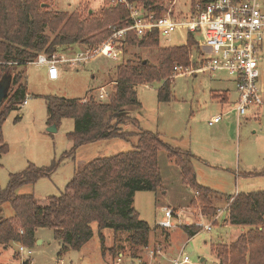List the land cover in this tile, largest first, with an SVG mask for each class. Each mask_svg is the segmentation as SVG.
Returning a JSON list of instances; mask_svg holds the SVG:
<instances>
[{"label": "rangeland", "instance_id": "1", "mask_svg": "<svg viewBox=\"0 0 264 264\" xmlns=\"http://www.w3.org/2000/svg\"><path fill=\"white\" fill-rule=\"evenodd\" d=\"M168 1L170 0H153L152 9L159 7L162 11ZM192 1L175 0L172 11L176 17L186 15ZM38 2L42 3L41 8L48 13L66 14L55 28H52V25L45 28L44 33L49 40L60 34L65 25L74 28L82 22L83 28L89 29L91 23L101 20L105 11L115 6L108 0H38ZM259 2L264 10V0ZM88 9L91 13H88ZM72 15L74 18L69 21L68 18ZM104 28L92 33L86 30L83 38L73 44L62 46L56 54L63 59H71L81 52L85 53L87 47L83 43L89 37L104 31ZM158 36L157 44L146 46L137 43L126 44L122 40L121 45L117 47L115 59L106 58L101 54H90L87 60L78 61L73 65L65 62L59 66V76L54 81L45 79L43 67L40 65L24 66L26 103L21 102L17 108L11 110L1 125L2 138L8 150L0 158V191L6 187L10 175L22 172L29 164L45 168L52 162H58L49 177H42L33 184H23L14 192L15 195L32 194L38 202H43L46 197L59 195L63 191L74 170L81 163L132 149L137 138L129 135L124 139L117 137L86 143L79 146L72 155L62 157L64 153L69 152L72 145L67 133L73 130L74 120L62 118L56 126V131L48 132L45 97L85 100L92 96L96 101H107L120 72L118 67L137 66L141 61L143 64L157 66L158 56L163 49L174 46H184L187 62L183 65L181 64L184 63L183 60L174 59L170 63L166 77L171 83V99L168 101L157 99L161 81L135 85L136 99L140 106H127L126 112L130 118L136 120V123L129 119L116 127L131 134L139 131L158 133L162 141L171 147L189 151L194 156L192 162L196 181L222 196L264 189V174H251L264 171V42L258 50L260 71L258 88L263 103L250 107L245 116L238 118L232 107L236 99L233 79L224 71L214 73L195 71L203 63L204 48L199 44L202 41L201 36L195 34L188 36L184 30L172 32L168 40L159 34ZM174 65L192 68L190 69L192 72H174L172 70ZM1 74L0 71V84L7 88L10 76ZM102 88L107 94L103 99H99L98 94ZM223 89L228 91L226 100L216 95L220 90L224 91ZM215 115H221L220 121L209 125V120ZM157 157L160 172L166 174V164L173 163L167 159L164 151H159ZM176 168L178 169L177 166ZM177 179V174L170 176V182L167 180L170 184L166 183L168 185L164 187L162 193L136 191L133 195V207L139 218L152 228L147 248L131 247L126 240V232H114L110 228L100 231L101 239L94 223L93 234L86 243L79 249L69 248L61 252L62 243L54 237L53 230L38 228L34 233L33 244L24 245V251H19V243L12 242L6 248L0 247V264L18 263L23 260H29L32 264H141L143 260L146 264H171L172 260L180 255H186L189 260L188 263L182 264H217L211 250L212 245L218 243L227 245L236 235L243 232L241 231L243 227L230 225L224 221V214L219 211L224 203H218L222 199L215 200L219 209L213 216L203 215L197 201L194 205L189 202L188 206H185L188 189L178 183ZM172 205L176 208H171ZM162 207H168L176 214L173 220L175 226L168 230L169 243L164 237L161 240V231L154 228V222H159L163 217ZM13 214L14 210L9 202L0 205L2 217L9 218ZM196 223L201 224V227ZM209 223L210 230L202 227ZM184 225L198 231L188 237L183 229ZM158 245L161 252L153 256L154 258L149 256V250L156 249ZM28 249L29 254L26 252ZM118 253H122V257L116 263ZM137 258L141 259L140 262Z\"/></svg>", "mask_w": 264, "mask_h": 264}, {"label": "trees", "instance_id": "2", "mask_svg": "<svg viewBox=\"0 0 264 264\" xmlns=\"http://www.w3.org/2000/svg\"><path fill=\"white\" fill-rule=\"evenodd\" d=\"M131 1L140 2L147 8L154 7L151 4L153 0ZM41 5L38 0H0V71L10 76L7 94L0 102V158L8 150L2 138L1 125L7 114L25 100L24 66L38 54H56L62 46L83 38L87 31L92 33L105 27L104 31L83 43L87 48H95L111 34L112 27L130 25L127 10L115 5L105 11L101 20L91 23L87 31L82 22L74 28L65 25L60 34L49 40L44 33L45 28L48 25L55 28L66 14L48 13ZM161 9L154 8L156 15ZM87 11L91 13L89 9ZM73 18L74 15L68 19L72 21ZM124 41L126 44L146 46L157 44L159 36L153 31L139 39L129 31ZM185 52L184 46H174L163 49L158 56L157 66L143 64L141 61L137 66L118 67L120 72L107 101H96L92 96L85 100L45 97L48 125L57 126L62 118L74 120L73 130L67 133L72 145L62 157L72 155L79 146L97 140L117 137L124 139L129 135L137 139L128 151L93 158L78 165L63 191L59 195L46 197L43 202H38L32 194L15 195L14 192L23 184H33L42 177H49L58 162H52L45 168L29 164L22 172L10 175L6 187L0 191V205L9 202L14 214L9 218L0 215V247L6 248L12 242L22 246L32 245L38 228H50L54 237L62 243L61 252L69 248L79 249L91 238L94 223L101 239L100 231L110 228L114 232H126V240L131 247H147L152 228L139 218L133 207V195L136 191L158 194L163 190L157 155L159 151H164L167 159L178 167L182 184L192 193L191 204L199 202L197 204L201 213L213 216L219 208L215 200L222 199L218 202L227 204L223 208L224 221L244 228L227 245H212L217 264H264V189L222 196L196 181L192 162L194 156L189 151L171 147L162 141L158 133L139 131L131 134L116 127L129 119L136 123L126 112L127 106H140L136 99L135 85L161 81L157 99H171V83L166 76L172 60L181 59L184 62L181 64H186ZM247 174L262 175L264 171ZM154 228L159 227L156 225ZM183 229L188 237L198 231L188 225H184ZM6 264L31 262L23 260Z\"/></svg>", "mask_w": 264, "mask_h": 264}, {"label": "built area", "instance_id": "3", "mask_svg": "<svg viewBox=\"0 0 264 264\" xmlns=\"http://www.w3.org/2000/svg\"><path fill=\"white\" fill-rule=\"evenodd\" d=\"M108 1L127 10L129 26L112 27L111 34L99 46L86 48L85 53L81 52L74 58L63 59L57 54L51 56L38 54L28 64L46 67L48 79L54 81L59 76L58 65L65 62L73 65L78 61L87 60L90 54H101L106 58L115 59L117 47L121 45V41L129 31L138 37L156 31L168 40L172 32L184 30L187 34L201 36L202 41L199 44L204 48L203 63L195 71L210 73L224 71L233 79L236 99L232 107L237 112L238 118L245 116L250 107L263 103L258 88L260 77L258 50L264 42V10L259 0H193L187 14L182 17H176L172 11L175 0L168 1L158 15L154 9L131 0ZM190 69L179 65L173 67L174 72H192ZM106 94L102 88L98 98L103 99ZM23 103L26 101L24 100ZM220 119L221 115H215L208 124L217 123ZM223 210L219 211L223 212ZM174 215L176 214L172 209L163 207V218L157 222V226L163 229L174 227ZM196 225L201 227L199 223ZM202 227L210 230L211 223ZM18 249L20 252L25 250L22 245H19ZM26 252L29 254L30 250ZM188 261L186 255H180L172 261V264L188 263Z\"/></svg>", "mask_w": 264, "mask_h": 264}, {"label": "crops", "instance_id": "4", "mask_svg": "<svg viewBox=\"0 0 264 264\" xmlns=\"http://www.w3.org/2000/svg\"><path fill=\"white\" fill-rule=\"evenodd\" d=\"M60 65H62V64H60ZM60 65H58V72H59V69H60ZM43 75H44V77H45V79H47V81H51V80H49L48 79V77H47V71H46V67H43ZM259 80H260V77H259ZM259 80H258V82H259ZM224 90V89H223ZM218 97L220 96L221 98H222V100H226L227 99V96H228V91H227V89L226 90H224V91H222V90H220V92H218L217 94H216ZM26 101V100H25ZM235 101V100H234ZM233 101V102H234ZM233 104V103H232ZM261 105V104H260ZM218 123V122H217ZM167 165V169H166V171H167V173L166 174H163V173H161V175H162V180H163V187H167V185L168 184H170V183H168V181L170 182V180H169V178H170V176H173L174 174H177V177H178V179H177V182L179 183H181V185L184 187V188H186L183 184H182V182H181V177H180V171H179V169H177L176 168V166L173 164H166ZM168 180V181H167ZM166 183H168V184H166ZM170 187V186H169ZM164 189V188H163ZM163 191V190H162ZM162 191H161V193H162ZM188 196H187V201H186V204H185V206H188V204H189V202H190V200H191V197H190V195H192V194H190L191 192L188 190ZM165 194V193H164ZM158 197H160V196H158ZM157 197V200H159V198ZM218 203H221V202H218ZM225 203L223 204V205H221L220 207H222L220 210H223V207H225ZM163 208V207H162ZM171 208H176V206L175 205H172V207ZM219 209V208H218ZM223 212H224V210H223ZM222 212V214H224ZM163 218V217H162ZM155 223V226L157 225V222H154ZM225 223V222H224ZM171 229V228H170ZM157 231L158 230H160L161 231V240H162V238L164 237L166 240H167V242L169 243V240H170V233H169V229H163V228H158V229H156ZM241 231H244V228H242L241 229ZM196 234V233H195ZM238 235H240V234H238ZM238 235H236L234 238L236 239L237 237H238ZM156 237H158V235L156 234ZM163 238V239H164ZM235 239H233L232 241H234ZM149 241H150V236H149V240H148V243H149ZM232 241H230V242H232ZM229 242V243H230ZM149 245V244H148ZM148 247V246H147ZM146 247V248H147ZM159 252H161V248H160V245H158V246H156V249H153V250H149V256H156L157 254H159ZM122 254V253H121ZM120 253H118V257H117V259L115 260V262L116 263H118L121 259V257H122V255H121ZM153 257V258H154ZM120 259V260H119ZM138 260H139V262H140V260L141 259H139V258H137ZM177 259V258H176ZM175 260V259H174ZM202 260V259H201ZM118 261V262H117ZM146 261H147V259H146ZM173 261V260H172ZM57 262H59V260L57 261ZM32 264V263H31ZM141 264H146V262L143 260L142 262H141ZM171 264H172V262H171Z\"/></svg>", "mask_w": 264, "mask_h": 264}, {"label": "water", "instance_id": "5", "mask_svg": "<svg viewBox=\"0 0 264 264\" xmlns=\"http://www.w3.org/2000/svg\"><path fill=\"white\" fill-rule=\"evenodd\" d=\"M90 12H91V10H90ZM9 84H10V82H9ZM8 88H9V85L7 86V88H5L3 85L0 84V102L5 98L7 91H8ZM47 131L48 132L56 131V125L55 124L49 125L47 127Z\"/></svg>", "mask_w": 264, "mask_h": 264}]
</instances>
